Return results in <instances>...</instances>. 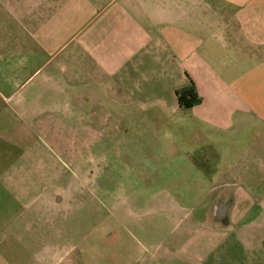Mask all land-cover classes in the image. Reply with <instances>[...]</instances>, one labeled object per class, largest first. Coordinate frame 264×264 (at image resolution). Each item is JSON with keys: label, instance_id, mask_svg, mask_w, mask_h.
<instances>
[{"label": "crops", "instance_id": "crops-1", "mask_svg": "<svg viewBox=\"0 0 264 264\" xmlns=\"http://www.w3.org/2000/svg\"><path fill=\"white\" fill-rule=\"evenodd\" d=\"M0 264H264V0H0Z\"/></svg>", "mask_w": 264, "mask_h": 264}, {"label": "rangeland", "instance_id": "rangeland-1", "mask_svg": "<svg viewBox=\"0 0 264 264\" xmlns=\"http://www.w3.org/2000/svg\"><path fill=\"white\" fill-rule=\"evenodd\" d=\"M129 206L131 207V204L123 205V207H125L126 209H128ZM96 221L93 218L90 220V226L94 230L91 229V235H87L86 239H87V242H89L90 244L98 248L100 244L105 242V238L100 237V234L98 233V226L96 225L97 224ZM118 222H119V225L121 226V231L123 234L122 238L124 239V241L130 242L131 238L135 237V235H133L132 233V229H133L132 219H128L127 216H125V217H122V219L118 220Z\"/></svg>", "mask_w": 264, "mask_h": 264}, {"label": "trees", "instance_id": "trees-1", "mask_svg": "<svg viewBox=\"0 0 264 264\" xmlns=\"http://www.w3.org/2000/svg\"><path fill=\"white\" fill-rule=\"evenodd\" d=\"M178 104L182 109H189L200 103V98L197 95L194 84L190 81L189 86L177 93Z\"/></svg>", "mask_w": 264, "mask_h": 264}]
</instances>
